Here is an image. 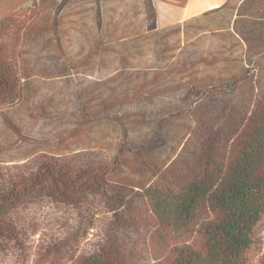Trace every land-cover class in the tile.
Here are the masks:
<instances>
[{"label": "trees", "instance_id": "trees-1", "mask_svg": "<svg viewBox=\"0 0 264 264\" xmlns=\"http://www.w3.org/2000/svg\"><path fill=\"white\" fill-rule=\"evenodd\" d=\"M0 0V264H264V0Z\"/></svg>", "mask_w": 264, "mask_h": 264}, {"label": "crops", "instance_id": "crops-1", "mask_svg": "<svg viewBox=\"0 0 264 264\" xmlns=\"http://www.w3.org/2000/svg\"><path fill=\"white\" fill-rule=\"evenodd\" d=\"M224 1L225 0H188L187 4L182 9H178L174 6H171V5L163 3V2H157L156 3V9H157V4H161L164 7L177 9L180 11L181 14L178 17V19H170L168 17H165L163 19V22L161 23V25H165L167 23L174 22V21H182L186 18H189L193 15H196V14L203 12L207 9L216 7L220 4H222ZM157 13H158V11H157Z\"/></svg>", "mask_w": 264, "mask_h": 264}, {"label": "rangeland", "instance_id": "rangeland-1", "mask_svg": "<svg viewBox=\"0 0 264 264\" xmlns=\"http://www.w3.org/2000/svg\"><path fill=\"white\" fill-rule=\"evenodd\" d=\"M157 11H158V24L159 25H161L165 17H168L170 19H178V17L181 14L179 10L164 7L161 4H157ZM6 264H15V259L14 258L10 259L9 261H7Z\"/></svg>", "mask_w": 264, "mask_h": 264}]
</instances>
